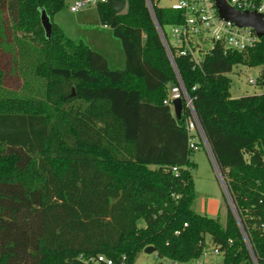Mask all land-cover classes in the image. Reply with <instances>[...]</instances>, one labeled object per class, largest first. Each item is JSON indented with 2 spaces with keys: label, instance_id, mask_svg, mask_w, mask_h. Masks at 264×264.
<instances>
[{
  "label": "trees",
  "instance_id": "16d2710c",
  "mask_svg": "<svg viewBox=\"0 0 264 264\" xmlns=\"http://www.w3.org/2000/svg\"><path fill=\"white\" fill-rule=\"evenodd\" d=\"M151 2L165 32L181 21ZM65 5L0 0V264H96L99 254L136 264L151 244L188 263L210 242L223 264H254L252 252L264 264V92L234 97L227 74L264 64V35L245 51L218 43L199 64L170 42L175 67L147 0L120 13L98 0L126 54L112 68L52 20ZM178 73L238 218L230 206L225 222L193 207L186 107L177 118L165 102Z\"/></svg>",
  "mask_w": 264,
  "mask_h": 264
},
{
  "label": "rangeland",
  "instance_id": "374dc122",
  "mask_svg": "<svg viewBox=\"0 0 264 264\" xmlns=\"http://www.w3.org/2000/svg\"><path fill=\"white\" fill-rule=\"evenodd\" d=\"M171 1L159 0L162 5H169ZM74 2L75 0H66L65 7L56 12L52 16V20L61 26L68 37L75 41H84L93 49L103 53L109 59L108 61L111 62L109 65L112 68H124L126 65V54L122 41L114 34L110 26H106L107 28L103 26L96 3L84 6L78 11H72L70 6ZM166 32L170 42H173L174 36L170 26L166 27ZM205 36L208 37V40L205 42L204 47L205 49H210L212 41L209 35L206 34ZM262 73L263 64L250 66L239 63L234 65L232 70L227 72L232 80V96L237 97L245 94L264 92V84L261 81ZM250 77L255 78L256 82H250ZM196 139L198 141L200 139L203 143H200L199 148L195 149L191 154V158L197 163L193 171L196 186V199L193 206L196 210H200L201 206L206 205L209 215H211L210 213L212 215L215 214L213 216L219 215L222 222H225L228 206L231 207V203L226 194L220 173L213 161L208 146L205 144V139H202L200 134L197 135ZM208 258L213 262L223 259L222 255L214 253H210ZM160 262L172 264V261L168 258L156 257L154 253H147L145 251L141 253L136 261L137 264H158ZM189 263L196 264V260L193 259ZM178 264L183 263L179 262ZM241 264H247V262L243 261Z\"/></svg>",
  "mask_w": 264,
  "mask_h": 264
},
{
  "label": "built area",
  "instance_id": "2783aa9c",
  "mask_svg": "<svg viewBox=\"0 0 264 264\" xmlns=\"http://www.w3.org/2000/svg\"><path fill=\"white\" fill-rule=\"evenodd\" d=\"M97 1L98 0H75L70 7L72 11H78L84 6L97 3ZM227 1L232 6L240 10H256L264 15V0ZM169 6L178 10L181 13L182 18L181 21L170 25L174 36L173 42L171 43L179 49V52L191 55L198 64L204 58L206 53L210 52L211 49L218 43L222 44L226 49L229 48L245 51L255 47L261 39V36L253 26H241L236 22L221 16L216 0H172ZM162 32L170 47L168 34L163 28ZM206 34L210 36L212 41L210 49H205L204 47L205 42L208 40V37L205 36ZM249 81L255 83L256 79L250 77ZM177 97L183 98L184 105L186 107V127L191 135L190 146L194 149H198L199 144L196 142L197 135L200 134L202 139H204L201 124L193 104V97L190 95L180 79L179 83L171 87V91L165 100L166 103H169L172 106L173 111V99ZM174 170L176 171L177 168L174 167ZM210 253L219 255L223 254L219 247L214 246L210 242L209 245L204 247L201 257L196 259V264H223V259L215 260L214 262L210 261L208 258ZM154 255L158 257L157 251L154 252ZM90 260L96 264H115L113 258L105 254H99ZM178 263L179 262L177 261H172V264ZM183 264L190 263L188 262Z\"/></svg>",
  "mask_w": 264,
  "mask_h": 264
},
{
  "label": "water",
  "instance_id": "95a60500",
  "mask_svg": "<svg viewBox=\"0 0 264 264\" xmlns=\"http://www.w3.org/2000/svg\"><path fill=\"white\" fill-rule=\"evenodd\" d=\"M107 2V4L109 5V7H111L115 12L117 13H120V12H123L126 7H127V0H105ZM148 1V5H149V8L153 14V17L156 21V24H157V27L160 31V34L162 36V39L164 41V44L166 46V49L169 53V56L171 58V60L173 61L174 65H175V61H174V58L172 56V52L170 50V47H169V44L167 43L166 39H165V36L162 32V27L160 25V23L158 22L156 16H155V12H154V9H153V6H152V2L151 0H147ZM216 4H217V7L219 9V12L221 14V16L225 17L226 19H229V20H232L234 22H236L238 25H249V26H253L258 34L260 36L264 35V15L263 13L259 12V11H256V10H240L234 6H232L227 0H216ZM41 21H42V24L45 28V31H46V34L48 37H51L52 35V20H51V17L50 15L47 13L46 9H42L41 10ZM176 67V65H175ZM177 70V68H176ZM178 71V70H177ZM178 76H179V79L182 81V78L180 77L179 73H178ZM262 80H263V84H264V64H263V73H262ZM183 83V81H182ZM184 84V83H183ZM173 105H174V112H175V115L177 118H181L182 116V112H183V107H184V100L182 97H177L175 99H173ZM202 128V126H201ZM202 133H203V137L205 139V142L208 146V149L212 155V158H213V161L214 163L216 164V167L218 169V166H217V163H216V160L214 158V155L212 153V150H211V147H210V144L206 138V135L203 131V128H202ZM219 171V169H218ZM220 173V172H219ZM221 176V174H220ZM222 178V176H221ZM222 181H223V184H224V187H225V191H226V194L229 198V201L231 203V207L235 213V215L237 216V213H236V210H235V206L232 202V199L230 197V194H229V191L224 183V180L222 178ZM238 218V216H237ZM145 252L147 253H154L155 251H157V248L155 245H148L145 247L144 249ZM252 257L254 259V263L255 264H258V262L256 261V258H255V255L254 253L252 252ZM159 264H163L162 262H160Z\"/></svg>",
  "mask_w": 264,
  "mask_h": 264
},
{
  "label": "crops",
  "instance_id": "0c3cea01",
  "mask_svg": "<svg viewBox=\"0 0 264 264\" xmlns=\"http://www.w3.org/2000/svg\"><path fill=\"white\" fill-rule=\"evenodd\" d=\"M158 2H159V0H157ZM160 3V2H159ZM103 26L105 27V28H107V27H109V25H105V24H103ZM107 26V27H106ZM109 60V59H108ZM119 60V59H118ZM109 63H111L110 61H109ZM119 65V64H118ZM171 91V90H170ZM196 142H197V139H196ZM211 154V153H210ZM212 156V155H211ZM194 205V204H193ZM194 207V206H193ZM197 211H199V212H201V213H207V214H209V210L207 209V207H206V205H203V206H201V209L200 210H197ZM216 211V210H215ZM213 213H216V212H213ZM211 215H212V213H210ZM213 215H215V214H213Z\"/></svg>",
  "mask_w": 264,
  "mask_h": 264
}]
</instances>
